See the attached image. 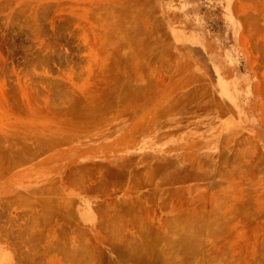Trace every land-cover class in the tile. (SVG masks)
<instances>
[{
    "label": "rangeland",
    "instance_id": "1",
    "mask_svg": "<svg viewBox=\"0 0 264 264\" xmlns=\"http://www.w3.org/2000/svg\"><path fill=\"white\" fill-rule=\"evenodd\" d=\"M0 255L264 264V0H0Z\"/></svg>",
    "mask_w": 264,
    "mask_h": 264
},
{
    "label": "bare ground",
    "instance_id": "2",
    "mask_svg": "<svg viewBox=\"0 0 264 264\" xmlns=\"http://www.w3.org/2000/svg\"><path fill=\"white\" fill-rule=\"evenodd\" d=\"M218 88H219V94L221 95V97H223L225 100H228L232 103L236 102L234 88L231 83L227 81L219 80ZM0 264H5L2 258V255H0Z\"/></svg>",
    "mask_w": 264,
    "mask_h": 264
}]
</instances>
